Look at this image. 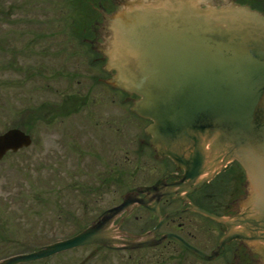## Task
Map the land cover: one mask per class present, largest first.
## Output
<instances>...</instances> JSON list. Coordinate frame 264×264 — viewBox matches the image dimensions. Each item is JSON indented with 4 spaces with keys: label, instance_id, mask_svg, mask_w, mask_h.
Returning a JSON list of instances; mask_svg holds the SVG:
<instances>
[{
    "label": "water",
    "instance_id": "95a60500",
    "mask_svg": "<svg viewBox=\"0 0 264 264\" xmlns=\"http://www.w3.org/2000/svg\"><path fill=\"white\" fill-rule=\"evenodd\" d=\"M248 0H93L96 11L85 41L105 60L106 83L126 93L130 111L150 123L156 159L168 158L195 185L206 182L235 161L245 173L243 194L227 215L193 211L223 226L217 247L206 256L174 235L120 231L112 223L132 204L103 212L69 239L0 264L47 258L85 246L135 250L177 240L197 257L211 261L231 241L246 251L249 264H264V12ZM18 129L0 135V160L9 151L28 147ZM160 185L146 189L160 197ZM158 214L157 209L151 208ZM176 212L165 216H171ZM161 223V221H160ZM232 264H242L235 256Z\"/></svg>",
    "mask_w": 264,
    "mask_h": 264
},
{
    "label": "rangeland",
    "instance_id": "374dc122",
    "mask_svg": "<svg viewBox=\"0 0 264 264\" xmlns=\"http://www.w3.org/2000/svg\"><path fill=\"white\" fill-rule=\"evenodd\" d=\"M72 2L0 0V133L27 128L33 139L31 147L0 161V218L30 216L32 191L40 186L99 184L107 168L115 162L119 168L125 160L132 170L129 161L134 160L135 143L145 124L129 113L127 105L120 106V94L107 91V126L102 107L89 121L81 114L57 115L58 103L73 97L78 88L66 75L85 73L88 67L80 39L70 34L71 20L79 18ZM61 68L59 84L43 79ZM27 226L25 220L15 222L18 233L27 235ZM30 240L34 242L33 237ZM170 249L127 253L80 248L71 255L79 264H156L163 258H169L164 264H199L179 260Z\"/></svg>",
    "mask_w": 264,
    "mask_h": 264
},
{
    "label": "flooded vegetation",
    "instance_id": "af4514ba",
    "mask_svg": "<svg viewBox=\"0 0 264 264\" xmlns=\"http://www.w3.org/2000/svg\"><path fill=\"white\" fill-rule=\"evenodd\" d=\"M84 49V59L88 60L87 71L82 74L78 71L66 75L68 82L75 80L78 88L73 97L63 98L55 107L59 112L57 115L64 118L81 114L89 121L94 117L96 109L102 107L106 115L104 124L107 126V91L110 93L111 90L103 80L107 78V73L102 70L105 61L101 55L91 53L88 47L85 46ZM58 55L60 54L57 53ZM42 69L41 76L46 73V70ZM62 78L61 68L55 70L50 78L45 76L43 79L59 84ZM114 92L122 95L118 91ZM47 113L45 112V116ZM138 139L133 150L134 160L129 161L133 166L132 170H128V163L125 160L119 168L116 162L112 168H107L103 178L99 179V184L43 185L39 189L34 187L38 190L32 191L33 198L30 201L34 210L30 216L18 218L12 215L0 218V260L33 253L44 245L71 237L95 220L104 210L120 205L123 195L132 190H139L140 193L131 196L132 205L129 211L122 212L114 221V225L128 233H151L154 239H159L165 234H173L191 247L209 255L217 246L223 227L192 211V208L197 207L218 216L227 215L233 201L243 194L245 181L243 170L236 162H230L211 179L195 185L183 171H178L170 160L154 159L148 145L149 138ZM104 140H107V136ZM125 153L129 154V151L126 150ZM156 183L160 185L158 192H169L171 197L143 192ZM156 205L161 217L176 210L181 212L157 226L159 218L150 210ZM16 220H25L29 225L27 235L16 231ZM32 237L33 243L30 240ZM177 245L179 244L175 240L168 239L160 246H172L169 251L177 253L176 257L182 261L192 259L199 264H229L231 258L236 256L242 264L250 262L246 251L236 241L225 245L218 256L210 262L200 260L183 249L173 248ZM158 247L135 252L156 250ZM77 250L79 249L67 250L49 258L23 264H79L77 256L71 255ZM168 259H160L156 264H164L169 261Z\"/></svg>",
    "mask_w": 264,
    "mask_h": 264
},
{
    "label": "trees",
    "instance_id": "16d2710c",
    "mask_svg": "<svg viewBox=\"0 0 264 264\" xmlns=\"http://www.w3.org/2000/svg\"><path fill=\"white\" fill-rule=\"evenodd\" d=\"M69 1H70V0H69ZM73 9H74V8H72V10H73ZM77 9H79V10H78V11H77V10L74 11L75 15H82V11L85 12L83 8L81 9V8L79 7V8H77ZM75 23H76V19L71 20V24H75Z\"/></svg>",
    "mask_w": 264,
    "mask_h": 264
}]
</instances>
